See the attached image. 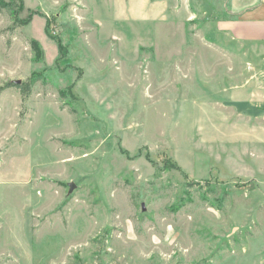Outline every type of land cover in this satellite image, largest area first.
Returning <instances> with one entry per match:
<instances>
[{
  "label": "rangeland",
  "instance_id": "1",
  "mask_svg": "<svg viewBox=\"0 0 264 264\" xmlns=\"http://www.w3.org/2000/svg\"><path fill=\"white\" fill-rule=\"evenodd\" d=\"M5 1L0 264H264V50L182 0Z\"/></svg>",
  "mask_w": 264,
  "mask_h": 264
},
{
  "label": "crops",
  "instance_id": "2",
  "mask_svg": "<svg viewBox=\"0 0 264 264\" xmlns=\"http://www.w3.org/2000/svg\"><path fill=\"white\" fill-rule=\"evenodd\" d=\"M186 1L197 12L193 17L209 22L211 32L229 43L264 50V0H182V3ZM238 108L245 116L264 119V88L247 94V100L241 101Z\"/></svg>",
  "mask_w": 264,
  "mask_h": 264
},
{
  "label": "trees",
  "instance_id": "3",
  "mask_svg": "<svg viewBox=\"0 0 264 264\" xmlns=\"http://www.w3.org/2000/svg\"><path fill=\"white\" fill-rule=\"evenodd\" d=\"M10 4L8 2H6L5 0H0V11H8L11 13V17L13 19H15V26L17 27H22L27 25L28 21L27 20H18L16 21L17 17H16V13L14 10H12L10 8ZM15 13V14H14ZM15 15V16H14ZM16 17V18H15ZM34 80L29 79L26 82H19V81H13V82H9L6 87H17L20 90V93L23 97V99H26L27 97H29L31 95V91H32V87L34 85ZM178 207H181V205H179Z\"/></svg>",
  "mask_w": 264,
  "mask_h": 264
}]
</instances>
